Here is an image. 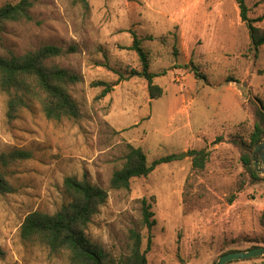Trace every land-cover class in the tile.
<instances>
[{
  "label": "rangeland",
  "instance_id": "rangeland-1",
  "mask_svg": "<svg viewBox=\"0 0 264 264\" xmlns=\"http://www.w3.org/2000/svg\"><path fill=\"white\" fill-rule=\"evenodd\" d=\"M17 1L0 0V8ZM86 1L87 7L36 0L31 21L0 30V56L55 46L64 54L48 63L81 78L69 89L79 111L75 120L48 121L38 104L11 120L8 97L0 92V154L32 153L6 175L14 192L0 196L6 254L0 264H68L66 255L19 236L28 214L51 215L68 201L66 177L84 176L107 191L86 236L115 257L128 254L131 229L146 247L143 199L156 221L147 264H214L226 253L263 247L264 180L256 170L260 179L251 180L241 157L264 107V46L251 49L235 1ZM245 3L250 19L264 15V0ZM256 26L264 28V20ZM132 31L153 38L141 46L148 72L160 75L153 80L163 89L160 99H149L138 56L128 50ZM96 83L114 86L99 99L105 86ZM127 145L140 148L148 164L170 155L175 160L115 191L109 181L124 164ZM202 149L208 160L196 174L188 152ZM229 264H264V257Z\"/></svg>",
  "mask_w": 264,
  "mask_h": 264
},
{
  "label": "trees",
  "instance_id": "trees-1",
  "mask_svg": "<svg viewBox=\"0 0 264 264\" xmlns=\"http://www.w3.org/2000/svg\"><path fill=\"white\" fill-rule=\"evenodd\" d=\"M75 4L87 7L86 0H72ZM238 6L240 21L247 28L251 49L257 50L264 46V28L256 26L264 20V15L256 19L248 17L249 8L245 0H234ZM36 0H18L7 3L0 8V30L7 23L29 22L32 20L31 10ZM132 44L128 50L138 56L142 74L147 81V91L150 100L160 99L163 89L153 83L160 75L149 73L148 53L142 48L143 38L131 32ZM173 55L177 56V37L174 35ZM64 52L55 46H44L35 51H29L22 56L5 58L0 56V92L8 97L7 115L12 120L23 109H29L38 104L48 121L75 120L79 116L77 104L70 95V87L81 82V78L63 68L48 62L60 57ZM187 67V66H185ZM195 71V69H193ZM134 74V73H132ZM198 76L197 72L194 74ZM94 86H105L98 98H104L114 85L96 83ZM264 137V107L257 112V121L248 138L241 163L251 180L257 181V174L252 165V152L255 145ZM191 158L193 172L204 171L208 153L205 149L188 152ZM32 159V153L25 150H11L0 154V196L12 194L14 188L6 180V175L12 167ZM175 156H165L147 162L146 155L140 148L127 145L124 164L116 170L109 181L112 190H128L133 179L147 177L158 166L170 163ZM264 180V177H261ZM63 190L68 201L55 213L32 212L20 225L19 236L23 243L46 247L51 254H64L68 264H147L146 255L151 249L152 229L156 225L151 204L145 199L141 201V227L146 230V247L142 250V236L136 229L128 233L130 241L128 254L115 257L91 242L86 236V230L95 214L108 198L107 191L92 185L86 177H66L63 180ZM264 223V212L261 216ZM263 244V243H262ZM264 247V246H263ZM258 248V247H254ZM5 251L0 247V260L5 258Z\"/></svg>",
  "mask_w": 264,
  "mask_h": 264
},
{
  "label": "water",
  "instance_id": "water-1",
  "mask_svg": "<svg viewBox=\"0 0 264 264\" xmlns=\"http://www.w3.org/2000/svg\"><path fill=\"white\" fill-rule=\"evenodd\" d=\"M186 153L180 154L178 157ZM252 165L254 169L264 177V137L255 145L252 152ZM264 257V247L252 248L245 251L226 253L218 258L214 264H229L231 262L244 261Z\"/></svg>",
  "mask_w": 264,
  "mask_h": 264
}]
</instances>
